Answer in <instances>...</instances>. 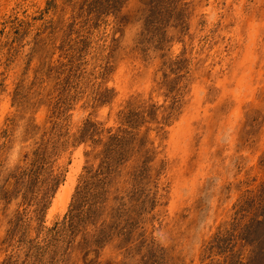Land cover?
<instances>
[{"label": "rangeland", "instance_id": "1", "mask_svg": "<svg viewBox=\"0 0 264 264\" xmlns=\"http://www.w3.org/2000/svg\"><path fill=\"white\" fill-rule=\"evenodd\" d=\"M0 264H264V0H0Z\"/></svg>", "mask_w": 264, "mask_h": 264}, {"label": "bare ground", "instance_id": "2", "mask_svg": "<svg viewBox=\"0 0 264 264\" xmlns=\"http://www.w3.org/2000/svg\"><path fill=\"white\" fill-rule=\"evenodd\" d=\"M77 167H78V162L74 161L69 168V171L67 173V177L65 178L66 181H65L64 185H62L59 188V190L57 191V193L53 199V203L48 210V217H50L53 213H55L59 209L61 211H63L65 209V207L69 201V197L71 195L74 183H75L74 174L77 171Z\"/></svg>", "mask_w": 264, "mask_h": 264}]
</instances>
